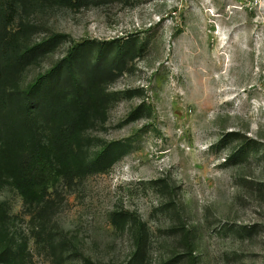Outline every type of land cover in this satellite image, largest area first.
Wrapping results in <instances>:
<instances>
[{"label": "rangeland", "instance_id": "obj_1", "mask_svg": "<svg viewBox=\"0 0 264 264\" xmlns=\"http://www.w3.org/2000/svg\"><path fill=\"white\" fill-rule=\"evenodd\" d=\"M30 17L35 41L67 38L23 86L76 42L135 37L140 51L86 133L91 155L116 140L126 152L106 172L56 176L42 204L7 177L0 232L17 254L0 264H137L139 225L118 229L117 209L146 224L139 264H264V0H72Z\"/></svg>", "mask_w": 264, "mask_h": 264}, {"label": "trees", "instance_id": "obj_2", "mask_svg": "<svg viewBox=\"0 0 264 264\" xmlns=\"http://www.w3.org/2000/svg\"><path fill=\"white\" fill-rule=\"evenodd\" d=\"M71 2L0 0V187L8 177L28 204L44 203L56 176L72 182L108 171L128 147L123 141H110L91 155L86 133L90 125L106 121L115 97L107 86L138 56V38L73 43L51 70L22 85L26 69L67 38L54 34L35 41L31 13L37 7ZM4 215L0 206V223ZM111 221L118 229L139 225V264L146 224L124 209L115 210ZM13 241L0 232V262L16 256Z\"/></svg>", "mask_w": 264, "mask_h": 264}]
</instances>
